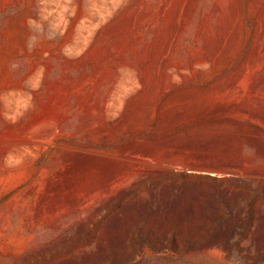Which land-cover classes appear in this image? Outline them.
Returning a JSON list of instances; mask_svg holds the SVG:
<instances>
[{"label": "rangeland", "instance_id": "obj_1", "mask_svg": "<svg viewBox=\"0 0 264 264\" xmlns=\"http://www.w3.org/2000/svg\"><path fill=\"white\" fill-rule=\"evenodd\" d=\"M217 260L264 264V0H0V264Z\"/></svg>", "mask_w": 264, "mask_h": 264}, {"label": "crops", "instance_id": "obj_2", "mask_svg": "<svg viewBox=\"0 0 264 264\" xmlns=\"http://www.w3.org/2000/svg\"><path fill=\"white\" fill-rule=\"evenodd\" d=\"M201 253H203V252H201ZM205 254L207 253V252H204ZM220 263H224V264H232V261H224V262H221V261H216V264H220Z\"/></svg>", "mask_w": 264, "mask_h": 264}]
</instances>
